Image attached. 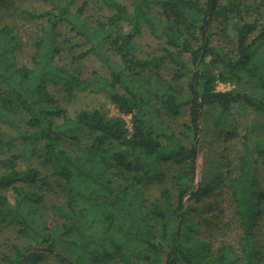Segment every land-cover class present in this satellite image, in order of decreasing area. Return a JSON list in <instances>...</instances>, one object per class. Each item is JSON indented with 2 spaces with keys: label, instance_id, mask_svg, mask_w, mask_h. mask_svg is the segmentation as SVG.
I'll use <instances>...</instances> for the list:
<instances>
[{
  "label": "trees",
  "instance_id": "1",
  "mask_svg": "<svg viewBox=\"0 0 264 264\" xmlns=\"http://www.w3.org/2000/svg\"><path fill=\"white\" fill-rule=\"evenodd\" d=\"M95 1L108 15L88 21L83 17L88 0L80 5L41 0L42 9L0 0V191L14 193L12 200L0 193V224L33 242L12 245L9 254H0V264H36L47 256L62 264H264V247L256 238L264 187L255 176V165L264 162L263 147L252 159L247 144L238 167L225 165L238 224L235 241L189 240L197 222L188 224L185 215L197 208L184 210L185 198L199 202L209 189L191 191L201 110L224 113L238 105L264 118V0H128L130 6ZM20 25H31L25 44ZM61 26L78 37L67 51L55 42ZM143 29L164 41L161 54L137 52L134 40ZM27 45L29 65L19 63L17 55ZM65 51L68 62L60 64ZM87 57L96 58L105 73L85 75L80 62ZM164 60L175 66L171 80L158 71ZM48 78L68 95L105 94L117 115L95 108L70 118L50 93ZM244 81L254 83L252 93L237 89ZM218 83L232 88L219 91ZM184 107L190 121L184 127L192 131L189 145L158 127L162 114L175 118ZM124 116H130V129ZM82 133L89 142L81 155L62 147ZM14 142L22 151L3 159ZM33 155L64 187L56 206L59 221L51 229L40 223L44 196L33 190L40 169L16 163ZM166 163L178 168L175 196L163 188L151 201L143 199L145 189L161 181Z\"/></svg>",
  "mask_w": 264,
  "mask_h": 264
},
{
  "label": "rangeland",
  "instance_id": "2",
  "mask_svg": "<svg viewBox=\"0 0 264 264\" xmlns=\"http://www.w3.org/2000/svg\"><path fill=\"white\" fill-rule=\"evenodd\" d=\"M7 1L12 4L13 7L18 8L42 9L46 7L41 3V0ZM83 1L85 0H76L75 5H80ZM120 1L130 6L128 0ZM86 9L83 17L88 21H93L108 15L107 9L101 8L100 4H96L95 0H88ZM20 26L22 27V34L24 35L23 44H25V38L29 34L25 33V30L26 28H30L29 26L31 25ZM57 34L58 36L55 37V42L63 43L66 51L72 49L71 46L74 45L78 39V37L70 31L68 26H61L58 28ZM134 43L137 52L141 56L151 53L159 55L161 54V47L164 46L163 40L151 35L146 29H143L141 33L138 34ZM260 51L264 52V45ZM30 54L31 48L28 45L20 52L18 51L19 63H28L29 65ZM68 55L69 52L64 54L60 64H64L66 61L68 62V59H65ZM183 57L187 65L192 68L188 56L185 55ZM80 68L85 75L93 70L105 73L100 62L94 57L83 59L80 62ZM174 70L175 66L168 60H164L158 69L159 73L167 80H171ZM184 81H181V85L185 84ZM46 85L50 93L59 100L61 106L67 111V115L70 118H74L79 111L95 108H104L110 116L117 115V110L103 93H90L86 90L68 95L62 89L61 84L53 78H48L46 80ZM216 88L219 91H227L231 89L232 86L218 83ZM237 89L252 93L255 90V86L254 83L250 81H244L241 85L237 86ZM124 119L127 121L128 128L130 129V116H124ZM186 124L190 125L188 107L182 108L179 116L175 118H171L165 114H162L158 118V127L161 126L164 131L170 129L173 133L180 135L186 145H189L192 141V131L184 127ZM227 132H234L235 137L227 138ZM161 139L163 142H166L164 137ZM88 142L89 138L85 133H82L80 138L76 141L63 142L62 147L70 154L76 156L81 155ZM247 144L253 151L251 155L252 159H255L256 149L259 146L264 148V118L259 114L251 109L241 108L238 105L232 106L228 112L224 113H221L219 109L213 107L201 110L199 132L195 140L197 160L193 170V187L191 191H195L206 185L209 186V189L199 202H195L193 199L187 200V198H185V211L190 207L197 208L195 214L189 211L185 215V221L188 224L193 221L197 222V232L191 233L189 235V240L198 241L204 239L213 241V239L216 238L217 240L214 242L215 245H219L220 241L229 242L231 240H236L235 228L238 227V224L232 212L233 206L229 203V189L224 182L226 173L225 165L227 161H230L238 167L240 157ZM115 146L121 149L119 144H115ZM20 151H22L21 143L14 142L3 156V159L9 157L12 153ZM16 163L17 167L21 169L31 165L40 169L42 175L41 181L33 188L34 191L44 196L43 203L38 208V213L41 216L40 223L49 229L55 227L59 221L56 206L62 204L63 184L50 176L49 172L46 171L38 161L37 155L31 156V159L20 157L17 159ZM255 166L256 179L259 184L264 187V162ZM2 169L3 168L0 167V172ZM160 170L161 181L158 180L159 178L154 180L151 185L145 189L143 199L151 201L154 197H158L159 192L163 188H168L173 197L175 196L173 176L178 171V168L170 163H166L161 165ZM114 179L115 178H113V180ZM0 193L7 196L10 200L14 197V193L11 190L0 191ZM213 218L215 219L213 224L204 222V219L212 220ZM181 223L182 220L178 222L177 228L180 227ZM258 225L256 229V238L264 247V211ZM212 233H214V235H212ZM30 243H33L32 239H24L17 235L14 227L0 224V254H9L12 245L23 247ZM36 264L62 263L52 256H47Z\"/></svg>",
  "mask_w": 264,
  "mask_h": 264
},
{
  "label": "water",
  "instance_id": "3",
  "mask_svg": "<svg viewBox=\"0 0 264 264\" xmlns=\"http://www.w3.org/2000/svg\"><path fill=\"white\" fill-rule=\"evenodd\" d=\"M178 229V228H177Z\"/></svg>",
  "mask_w": 264,
  "mask_h": 264
}]
</instances>
